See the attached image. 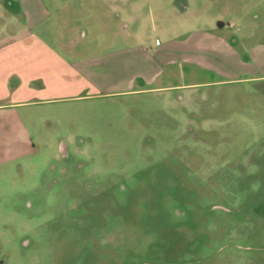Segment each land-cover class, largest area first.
Masks as SVG:
<instances>
[{"label": "rangeland", "instance_id": "1", "mask_svg": "<svg viewBox=\"0 0 264 264\" xmlns=\"http://www.w3.org/2000/svg\"><path fill=\"white\" fill-rule=\"evenodd\" d=\"M117 4L114 81L0 110V264H264V0Z\"/></svg>", "mask_w": 264, "mask_h": 264}, {"label": "crops", "instance_id": "2", "mask_svg": "<svg viewBox=\"0 0 264 264\" xmlns=\"http://www.w3.org/2000/svg\"><path fill=\"white\" fill-rule=\"evenodd\" d=\"M119 1L0 0V36L4 35L5 39L0 40V110H11L17 105L13 98L18 93L26 94L30 90L49 93L82 85L94 87L100 82L104 85V80H94L103 75L114 81L116 62L113 56L103 54L99 59H80L76 53L99 49L115 51L114 39L98 43V40L87 42L86 37L88 34L104 37L124 34L126 26L121 17L123 8L117 4ZM208 35L214 38L213 34ZM217 39L219 45L232 50L224 38ZM65 52L70 56L62 54ZM124 64L117 63L123 73ZM154 78L153 75L142 79L152 82ZM125 81L130 82L123 75L120 83L125 84ZM174 87L180 86L171 88ZM7 89H10L9 95L5 94ZM5 99L11 101L1 103Z\"/></svg>", "mask_w": 264, "mask_h": 264}, {"label": "flooded vegetation", "instance_id": "3", "mask_svg": "<svg viewBox=\"0 0 264 264\" xmlns=\"http://www.w3.org/2000/svg\"><path fill=\"white\" fill-rule=\"evenodd\" d=\"M223 24H221V26H222ZM66 152V150H65V147H61V153H62V155L64 154ZM64 157V156H63Z\"/></svg>", "mask_w": 264, "mask_h": 264}]
</instances>
